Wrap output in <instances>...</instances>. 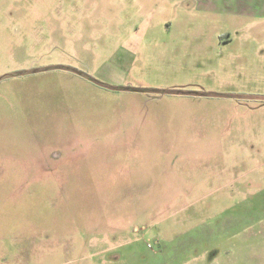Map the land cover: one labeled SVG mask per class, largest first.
I'll return each instance as SVG.
<instances>
[{
  "label": "rangeland",
  "instance_id": "1",
  "mask_svg": "<svg viewBox=\"0 0 264 264\" xmlns=\"http://www.w3.org/2000/svg\"><path fill=\"white\" fill-rule=\"evenodd\" d=\"M201 2L0 0V264H264V49Z\"/></svg>",
  "mask_w": 264,
  "mask_h": 264
},
{
  "label": "crops",
  "instance_id": "2",
  "mask_svg": "<svg viewBox=\"0 0 264 264\" xmlns=\"http://www.w3.org/2000/svg\"><path fill=\"white\" fill-rule=\"evenodd\" d=\"M203 10L221 15L228 22L230 32L228 34V46L235 45L228 60L225 61L224 72L230 76L240 73L241 63H256L257 55L262 53L264 42L254 36L256 31H264V0H201ZM200 6V4L198 5ZM264 39V32L261 34ZM256 58H254V57ZM243 60V61H242ZM237 64L236 67L232 65ZM231 70V71H229Z\"/></svg>",
  "mask_w": 264,
  "mask_h": 264
}]
</instances>
